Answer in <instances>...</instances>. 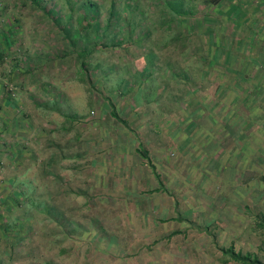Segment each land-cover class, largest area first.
Segmentation results:
<instances>
[{
  "label": "rangeland",
  "instance_id": "rangeland-1",
  "mask_svg": "<svg viewBox=\"0 0 264 264\" xmlns=\"http://www.w3.org/2000/svg\"><path fill=\"white\" fill-rule=\"evenodd\" d=\"M72 1L0 0V91L26 118L0 137V264H239L220 247L241 253V100L208 90L205 65L212 44L241 52V0ZM263 19L243 0L261 68ZM260 88L243 99V254L264 264Z\"/></svg>",
  "mask_w": 264,
  "mask_h": 264
},
{
  "label": "crops",
  "instance_id": "crops-1",
  "mask_svg": "<svg viewBox=\"0 0 264 264\" xmlns=\"http://www.w3.org/2000/svg\"><path fill=\"white\" fill-rule=\"evenodd\" d=\"M262 24L264 25V19L262 20ZM261 28V26H260ZM259 32V31H258ZM228 34H239L238 32L233 33L232 31L229 32ZM230 40H232L231 36H227ZM264 40V38H263ZM229 47V44H226ZM223 46V44H222ZM210 53V61L205 65L206 69V80L209 79V81H206L208 90L214 91L216 95L218 94H228V95H234L235 98L241 100V52L236 51V48L233 47L232 49H228V55H222L221 57L217 54L215 57V47H211ZM234 49V50H233ZM227 52V49L225 50ZM247 51V50H244ZM251 54L248 52H243V99L247 97V95H252L251 97H257L259 88L264 85V58H263V63H262V68L256 64V62L253 60L254 58L250 57ZM259 70V75L255 77V80H250L249 73H253L252 71L257 68ZM210 74V75H208ZM247 75V76H246ZM252 77V76H251ZM249 83H252L254 86L253 90H250V86L248 85ZM259 83H261L259 85ZM260 90H262L260 88ZM253 91V92H252ZM212 95V93H210ZM214 98V96H212ZM207 97L206 99H211L212 101L210 102V106L207 107L205 106L203 109L201 106H194L195 110L190 111V114L193 115V117H197L195 124H192L194 127L191 128L190 131L192 130H197L198 127H201L203 125V122L205 123V126H207V116L209 115L212 117L213 115H217L219 113L218 110L215 112L214 105L216 104H221L222 97L218 96L216 100H213V98ZM207 103V102H206ZM238 103V104H239ZM236 108V107H234ZM213 109V110H212ZM239 112L238 114H241V107H239ZM248 108L247 106L244 105L243 108V115H246L248 113ZM197 111V112H196ZM196 112V113H195ZM204 118V120H201ZM204 126V128H205ZM197 136V135H196ZM210 136V135H209ZM185 136H182L181 138L177 139V145L181 144V141L184 139ZM212 137V136H211ZM210 137V138H211ZM238 139L241 140V132L238 135ZM192 138V137H190ZM196 138V137H195ZM246 138V134L243 133V139ZM209 139V138H208ZM214 139V137H212ZM197 140L194 141V144L190 142L189 146L192 148L195 144H197ZM187 145V144H186ZM240 155V154H239Z\"/></svg>",
  "mask_w": 264,
  "mask_h": 264
},
{
  "label": "trees",
  "instance_id": "trees-1",
  "mask_svg": "<svg viewBox=\"0 0 264 264\" xmlns=\"http://www.w3.org/2000/svg\"><path fill=\"white\" fill-rule=\"evenodd\" d=\"M68 4H73L75 1L72 0H67ZM86 22H84V24L82 26H86ZM63 28H67L66 25H62ZM182 34V35H181ZM180 37H184V39L186 40L184 33H180ZM183 39V38H182ZM211 42L213 43L214 40L211 39ZM220 46V45H219ZM216 46V44H212L211 47H219ZM2 51L0 49V56H2ZM218 51L215 52V57L217 56ZM1 58V57H0ZM9 95L7 94V90H1L0 91V137L3 134V131L10 132V133H14V131H16V129L18 128L19 124H21V128H23V124L26 123V118L22 119L21 117H15V115L13 114V107L11 105V102L9 100ZM109 104V102H108ZM109 112L115 116V118L117 120H119L122 123H125V120L123 118H117L118 116L115 113V109L111 106ZM191 135L189 134V136H185L184 139L181 141L180 145H177L180 148H185L187 147L186 144L187 142H190L189 140ZM196 137V136H195ZM3 147L7 150V153H11L14 154L17 150L15 148H10V147H18L17 143L15 142V140L12 139L11 142H3L2 143ZM187 145H190L189 143ZM18 149V148H17ZM135 152H137L142 158H146L147 159V154L146 151L140 147V145H136V148L134 150ZM155 177H157L158 175L155 173L154 174ZM2 217V216H1ZM0 217V235L3 239H7V234L9 233L8 231H5L6 229V225L5 222H3L1 220ZM14 236L16 235L15 232L12 233ZM9 241V240H8ZM8 251H10L11 249L8 247L7 248ZM220 256H223V259L226 261L228 259L241 264V253L237 250H234L231 246H227V247H220ZM220 260H222L220 258ZM223 261V260H222ZM263 264L254 254H243V264Z\"/></svg>",
  "mask_w": 264,
  "mask_h": 264
}]
</instances>
